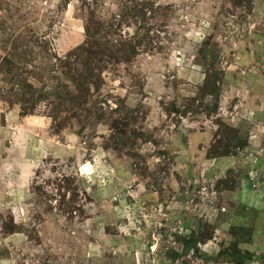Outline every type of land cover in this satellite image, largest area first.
Masks as SVG:
<instances>
[{
	"label": "rangeland",
	"instance_id": "1",
	"mask_svg": "<svg viewBox=\"0 0 264 264\" xmlns=\"http://www.w3.org/2000/svg\"><path fill=\"white\" fill-rule=\"evenodd\" d=\"M235 246L264 263V0H0V264Z\"/></svg>",
	"mask_w": 264,
	"mask_h": 264
},
{
	"label": "trees",
	"instance_id": "2",
	"mask_svg": "<svg viewBox=\"0 0 264 264\" xmlns=\"http://www.w3.org/2000/svg\"><path fill=\"white\" fill-rule=\"evenodd\" d=\"M92 15V14H91ZM91 30L93 31H89V29H86V37L89 38V37H93L97 31H98V28L95 27L94 29L91 28ZM206 48H207V45L204 44L203 45V50L206 52ZM209 57H210V61L211 63L214 62L215 60V57L213 55V53H209ZM210 65L212 64H208V66L210 67ZM205 76H204V80H203V84L199 90V92L201 93V96L205 97V96H211L213 99H214V105H213V109H212V112L216 110V101H217V96L219 94V86H218V83L221 82V77L219 75L218 72L216 71H210V72H205L204 73ZM81 78V83L79 85V90L80 92L83 91H86V86L89 84L92 83V72H90L89 74L85 75L83 78ZM79 82V81H78ZM83 88V89H82ZM27 95V94H26ZM24 96H25V93H24ZM24 96H22V98H24ZM122 127V126H121ZM119 128V131L118 133L120 132L121 134H124L125 131L121 130L120 126L118 127L117 126V129ZM135 133L133 132V139L136 138V136L134 135ZM122 136H119V135H116L115 136V140H114V143H115V146L116 147H120L121 144H125L127 142V140L129 139L126 135H125V138H121ZM125 139V140H124ZM226 151L223 152V155H226L225 153ZM211 154V153H209ZM214 156H215V153H213ZM219 155V154H218ZM221 156H223L222 154H220ZM184 240V239H183ZM197 240H199V237H195L194 233H191L190 236L188 237V239L185 241L184 245H185V249L188 251L190 250V248L192 247H195L196 245V242ZM237 253L234 254L233 256L234 257H237L238 261H235L234 263L235 264H244V261L247 260V259H250V257L252 256L251 253H248V251H238L237 247L235 246V250Z\"/></svg>",
	"mask_w": 264,
	"mask_h": 264
},
{
	"label": "clouds",
	"instance_id": "3",
	"mask_svg": "<svg viewBox=\"0 0 264 264\" xmlns=\"http://www.w3.org/2000/svg\"><path fill=\"white\" fill-rule=\"evenodd\" d=\"M260 262H262V261H260V260L257 261L258 264H264V263H260ZM250 264H251V263H250ZM252 264H253V263H252Z\"/></svg>",
	"mask_w": 264,
	"mask_h": 264
},
{
	"label": "built area",
	"instance_id": "4",
	"mask_svg": "<svg viewBox=\"0 0 264 264\" xmlns=\"http://www.w3.org/2000/svg\"><path fill=\"white\" fill-rule=\"evenodd\" d=\"M256 264H258V263H256Z\"/></svg>",
	"mask_w": 264,
	"mask_h": 264
}]
</instances>
